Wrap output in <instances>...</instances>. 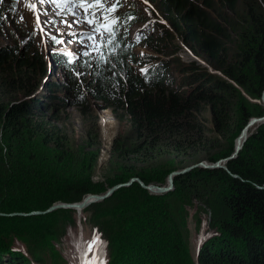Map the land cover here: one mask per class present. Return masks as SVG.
<instances>
[{
  "label": "trees",
  "instance_id": "1",
  "mask_svg": "<svg viewBox=\"0 0 264 264\" xmlns=\"http://www.w3.org/2000/svg\"><path fill=\"white\" fill-rule=\"evenodd\" d=\"M147 1L173 33L162 30L161 43L170 48V55L181 51L177 39L206 67L175 56L147 74L131 68L134 61L122 30L137 21L132 22L129 14L115 28V47L105 45L107 63L99 56L83 59L78 68L91 74V100L112 110L128 128L113 140L108 186L132 178L144 185H162L169 173L199 162L192 163L198 156L211 164L229 158L234 152L231 145L217 155L211 152L228 138H238L250 119L264 115V107L255 105L264 92V0ZM95 10L99 15L102 6ZM42 52L0 46V214L45 210L55 202L80 201L107 189L91 179L98 152L77 169L71 163L68 136L60 127L65 103L83 112L92 107L81 92L76 68L66 57ZM49 62L62 70V76L45 85L46 96L34 95ZM165 157L182 158L180 168L158 164ZM225 167L196 168L179 175L173 191L165 195H148L132 183L93 203L116 232L112 243L105 237L106 264H170L159 238L175 241L167 231L175 224L165 213L178 220L182 202L192 199L212 212H224L217 234L200 239L199 264H264V123L256 126ZM63 210L0 215V264L39 262L45 253L51 258L48 264H69L71 245L64 247L63 259L57 257L51 238L58 234L46 231L54 226L37 225L48 222L49 214L61 216ZM201 215L198 212L195 218ZM132 220L138 221L137 229H132ZM11 232L16 239L8 245L4 239ZM219 235L224 239L216 244ZM16 240L27 248L19 252L13 245ZM191 262L195 264L193 255Z\"/></svg>",
  "mask_w": 264,
  "mask_h": 264
},
{
  "label": "rangeland",
  "instance_id": "2",
  "mask_svg": "<svg viewBox=\"0 0 264 264\" xmlns=\"http://www.w3.org/2000/svg\"><path fill=\"white\" fill-rule=\"evenodd\" d=\"M109 1L112 3V0ZM36 8H39L42 12L46 13V15H41L40 24H37L36 21ZM118 11V22L127 14L131 15L130 20H132V22L137 21L136 24L131 27L124 26L122 30L125 35L123 36V39L128 44L127 48L130 51V56L133 57L134 64L131 68L134 70L142 72L141 69L146 68L147 70L154 71L158 69L163 62H172L175 56L185 63L193 62L194 58L196 59V57L192 56L190 54L191 52L180 41L177 42V39L176 44L178 43V45H180L181 51L173 56L170 55V48L167 45L165 46L166 48L162 46V30L163 28L169 30V25L154 11L153 7L147 0H122V5L118 7ZM64 15L67 17L69 22L72 21L73 17L69 15L67 11ZM105 15L112 17L111 14ZM62 18V16L57 15V9L55 6L50 4L33 6L31 0H0V46L19 45L21 49H25L26 51H30L31 49L33 52L36 51L41 53L43 51L42 53L48 55L53 53L59 57H66L67 60L68 56L66 53L73 54L75 62L72 63V65L76 68L75 73L78 84L81 86V92L84 93V96L89 97L88 101L91 103L92 107L83 112L78 107L73 106L74 104L69 102L65 103L66 108L64 109V113H62L65 114V120L60 127L68 136L72 150L71 163L77 169H80L81 163L84 162L87 157L98 152L97 163L91 179L93 182L103 184L107 188V191L113 186L107 185V177L112 173L110 162L112 159V143L115 137H122L125 134L128 129L127 123L125 121L118 122L112 110L105 108L102 109L103 104L101 102L91 100V94L88 91L90 81H92L91 74L88 71L78 68L84 58L89 57L90 59H93L96 56H105L107 48L104 46L99 49V52L92 49H84L78 42V36H70L67 35V33L74 31L79 34L90 31V29H88L86 25H75L72 29H69L60 22ZM102 18L103 16L101 19ZM41 28H43V31H41ZM61 32L65 33L62 37L64 43L57 44L51 39V37L55 35L59 39L61 38L59 35ZM169 32L172 33L170 30ZM137 36H139L140 39L141 37L143 38L141 39V42L140 39L137 41ZM172 43L174 45L175 40H173ZM156 48L162 49L161 52H158ZM84 51H91V56L82 55ZM200 61L201 62L197 61L198 63L195 61V63L206 67L204 62L202 60ZM207 69L209 73L217 74L224 78L219 72H214L210 68ZM77 73H80V75H77ZM61 76L62 70L57 69L49 62L47 73L40 77L38 87L34 95L46 96L45 85L47 83H51L55 79L58 80L57 78H61ZM67 97L70 99V96ZM255 105L258 107L262 105L264 107V101L255 102ZM204 117L208 119V121L210 120L209 114H205ZM256 126L253 127L252 131L255 130ZM103 129L105 133L102 131ZM235 141L236 138H228V140L222 142L219 149L213 150L211 155H217L218 153L228 151L230 145L234 149ZM177 158L178 159L165 157L160 159L158 164H163L165 167L173 166L176 169H179L180 167H178V165L182 162V158ZM200 160H203V156H198L197 159L192 160V163L199 161L205 162L208 165L211 164L205 160ZM224 164H222V166H224ZM167 177L166 181L161 186L167 185ZM134 183H137L140 188L146 190L148 195H165L172 192L174 189V179L172 189L164 193H155L143 188L138 182ZM179 192L180 191H178V194ZM112 194L108 197L112 196ZM73 210L74 211L68 210V212L67 210H63L64 213H59L62 214L61 216H58L57 214H49L50 219L48 222L43 221L37 224L39 226H54L53 229L46 230L47 234L49 232L58 234L56 238H51L52 246L54 247V254H56L57 257L59 255L63 259L62 255L65 256L64 247L69 244L71 245L69 256L67 257L70 260L69 264H82L79 253L81 256L83 254V250V255L86 257L88 264H106L109 257V249L106 242L107 240L111 242L110 240L116 237V232L111 226L112 223L106 218L101 217L103 216L101 211L92 203L88 204L84 211L82 208L81 213L75 211L76 209ZM179 212L183 213L179 215L180 217L178 220L174 219L171 214H168L167 212L165 213L175 224L174 226L172 225V230H167L169 233L174 235L175 241L173 239H169L167 236L162 238L163 241L159 238L161 244L160 246L165 251L163 256L168 258L170 264H192L191 259L193 255L195 264H199L197 262V256L200 245L202 244V240L200 241V239L206 237L208 238L209 236L211 237L214 233L217 234L219 228L221 227L219 226V220L221 219L220 216L223 215L224 212L220 213V210L212 212L208 205L206 206L195 199H192L188 203L182 202ZM198 212L200 215L202 214L199 220H197L198 218H195ZM137 222V220H132V229L137 227V224H139ZM20 231L22 232V230ZM22 233H26V231H23ZM201 234L204 235L201 236ZM223 236L224 235L221 237ZM219 237L220 235L217 237L219 241L216 242V244L219 242L222 243V240L224 239L222 238L221 240ZM15 239L14 232H11L9 237L4 239V241L10 242L8 245H12L13 240ZM94 239H98L102 242V249L99 255L96 254L95 246L92 252H88L86 254L85 249L87 242L93 241ZM20 240L22 239L19 238V241ZM44 241L48 240L45 238ZM44 241H41V243L45 245L47 242ZM17 242L18 240H16V243L13 245L16 248L18 247L19 252L24 250V248H27ZM160 246L158 247L160 248ZM45 247L48 246L46 245ZM178 248H181V251ZM12 249L14 248L12 247ZM44 258V260H40L39 262L33 261L30 264H44L46 261V264H48L49 260H51L46 253L44 254ZM150 264L153 263L151 262Z\"/></svg>",
  "mask_w": 264,
  "mask_h": 264
},
{
  "label": "snow or ice",
  "instance_id": "3",
  "mask_svg": "<svg viewBox=\"0 0 264 264\" xmlns=\"http://www.w3.org/2000/svg\"><path fill=\"white\" fill-rule=\"evenodd\" d=\"M33 6L35 5H45L50 4L55 6L57 9V15L62 16L63 23L67 28L72 29L75 25H86L90 31L82 32L77 34L76 32H69L67 35L70 36H78V42L82 45L84 49H92L99 52V49L104 47L106 44L112 47H115L117 33L115 28L118 24V21L114 17H109L104 15L101 19L100 16L97 15L96 6L101 5L102 11L104 12H116L118 7L122 5V0H112V3L109 5V0H31ZM80 8L81 11H77L76 9ZM89 9H93L91 12ZM68 12L69 15L73 17L72 21L69 22L67 17L64 15L65 12ZM41 15H46L45 12H42L39 8H36V21L37 24H40ZM43 31V28H41ZM61 38H57V36L53 35L51 37L57 44H63V36L65 33L61 32ZM137 41H139L140 37H136ZM91 51H84L82 55L91 56ZM68 56V63L72 64L75 62L72 53H66ZM105 63H107V58L101 57ZM142 72L147 74V69H141ZM80 75V73H77ZM96 248V254L99 255L102 249V242L98 239H94L93 241L87 242V246L85 249L86 254L88 252H92L93 248Z\"/></svg>",
  "mask_w": 264,
  "mask_h": 264
},
{
  "label": "water",
  "instance_id": "4",
  "mask_svg": "<svg viewBox=\"0 0 264 264\" xmlns=\"http://www.w3.org/2000/svg\"><path fill=\"white\" fill-rule=\"evenodd\" d=\"M194 61L201 62L197 58L196 59L194 58ZM262 100L264 101V92H263ZM262 123H264V115L262 117L252 118V119L249 120V122L241 130V132H240V134L238 136V139L236 138L234 152L232 153V155L229 158L219 160L215 164H210V165H208L205 162H199L197 164H194V165L189 166L187 168H184L182 170L173 171L167 177V185L166 186H161V185H144L137 178H132V179H130L126 183H121V184H118V185H113L106 192H104L102 194H92V193L91 194H87L80 202H58V203L52 204L51 206H49L45 210H33V211L28 212V213H25V212H16L15 213L14 212V213L5 214V215H39V214H44L46 212H49L50 210H53V209L55 210V209H58V208L81 209V208L84 207V205L90 204V203H92L94 201H102V200L106 199L116 189H118L120 187H124V186H129V185H131L134 182H138L143 188L148 189L149 191H152V192H155V193H164V192H167V191H169V190L172 189V187H173V179L175 177H177L179 175H182V174H185V173L189 172L190 170H192L194 168H204V169L224 168V169H226V167H225L226 162H228L229 160L237 157L238 153L242 150V147L244 145V142L246 141V139L248 138V136L251 134V130H250L249 131L250 134L248 133L246 136H243L244 132L246 130H249L252 126L259 125V124H262ZM241 137H243V140L242 141H240ZM222 164H224V166H222Z\"/></svg>",
  "mask_w": 264,
  "mask_h": 264
},
{
  "label": "bare ground",
  "instance_id": "5",
  "mask_svg": "<svg viewBox=\"0 0 264 264\" xmlns=\"http://www.w3.org/2000/svg\"><path fill=\"white\" fill-rule=\"evenodd\" d=\"M111 4V2L109 1V5ZM97 10H99V9H97ZM101 10V9H100ZM105 13H111V12H104V11H102L99 15H102V14H105ZM98 15V16H99ZM191 54V53H190ZM192 55V54H191ZM193 56V55H192ZM104 122V121H103ZM101 126H102V124H101ZM254 126H256V125H254ZM254 126H252L249 130H246L245 132H244V134H243V136H246L248 133H249V131L251 130L252 131V129H253V127ZM103 128V127H102ZM103 132H104V129L102 130ZM105 133V132H104ZM104 138V137H103ZM238 139V138H237ZM243 140V137H241V139H240V141H242ZM103 155V154H102ZM96 202H99V201H94V202H92V204L93 203H96ZM88 206V204L87 205H84V207H83V210L86 208ZM58 209H61V208H58ZM58 209H53V210H50L49 212H46V213H44V214H47V213H52V212H55L56 210H58ZM62 209H65V210H73V208H62ZM75 211H77L78 213H81L82 212V208L81 209H76ZM1 216H3V215H5V214H0ZM8 216H14V215H8ZM23 216H27V215H23ZM81 262H82V264H88V262H87V259H86V257L84 256L83 257V259L81 260Z\"/></svg>",
  "mask_w": 264,
  "mask_h": 264
},
{
  "label": "clouds",
  "instance_id": "6",
  "mask_svg": "<svg viewBox=\"0 0 264 264\" xmlns=\"http://www.w3.org/2000/svg\"><path fill=\"white\" fill-rule=\"evenodd\" d=\"M78 11V10H77ZM106 14H111L112 17L118 19L119 18V11L117 10L116 12H112V13H106ZM114 14H117L116 16H114ZM118 21V20H117Z\"/></svg>",
  "mask_w": 264,
  "mask_h": 264
}]
</instances>
